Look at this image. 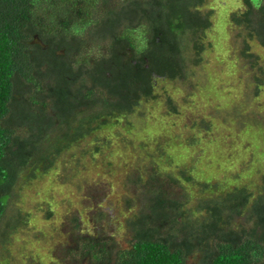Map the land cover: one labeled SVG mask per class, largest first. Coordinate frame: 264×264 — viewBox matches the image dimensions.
Masks as SVG:
<instances>
[{
    "label": "trees",
    "instance_id": "1",
    "mask_svg": "<svg viewBox=\"0 0 264 264\" xmlns=\"http://www.w3.org/2000/svg\"><path fill=\"white\" fill-rule=\"evenodd\" d=\"M215 2L221 6L224 1L0 0V264H12L14 254L7 253L5 245L14 233L4 231L21 223L3 225L21 174L30 168L31 178L40 176L42 167L48 173L61 152L83 138H93L94 158L111 139L101 132L122 120L129 122L130 114L151 102L158 80L188 79L191 65L199 64L212 45L207 37ZM233 5L227 24L239 29L236 38L249 60L246 64L262 72L248 93V99L258 100L264 93V65L252 47L255 43L264 48V0ZM166 101L168 112H178L170 95ZM261 125L264 118L254 115L245 124ZM111 135L124 136L122 131ZM191 139L181 144L197 145L195 134ZM167 143L172 145L159 139L132 140V149L138 150L136 170L140 160L148 161L137 176L130 171L128 189L135 181L145 182L126 198L124 211L132 213L125 221L129 246H113L105 231H82L77 215L68 217L66 233L74 243L59 256L53 249V260L264 264V176L253 187L195 181L192 169L175 173L161 164L171 158ZM193 186L203 189L191 206ZM49 209L47 219L53 214ZM103 217L109 219L106 213Z\"/></svg>",
    "mask_w": 264,
    "mask_h": 264
},
{
    "label": "rangeland",
    "instance_id": "2",
    "mask_svg": "<svg viewBox=\"0 0 264 264\" xmlns=\"http://www.w3.org/2000/svg\"><path fill=\"white\" fill-rule=\"evenodd\" d=\"M223 1L221 6H218L220 1L215 2L212 29L207 37L212 45L203 53L199 64L191 65L188 79L184 82L158 80L151 102L141 104L136 113L129 115V122L122 120L101 132V137L111 139L98 154L94 153V158L93 138H83L64 149L55 160L54 169L48 173L42 167L40 176L31 178L30 168L21 174L3 225L5 228L6 223L13 225L17 220L21 223L13 230L8 227L4 231L14 233L5 245L6 252L14 254L12 264L28 261L54 264L53 249L59 256L74 243L66 233H70L69 218L77 215L82 231H105L113 246L127 244L125 239L130 232L125 221L132 213L126 214L124 210L126 198L130 199L136 189H128L132 180L130 174H140L139 170L148 161L140 160V168L136 170L134 159L138 150L132 149V140L135 143L170 141L172 145L167 143V147L171 158L162 162L167 166L165 169L175 173L180 168L192 169L189 171L195 181L209 180L215 187L220 184L227 188L253 187L263 181L264 125L261 129L245 126L251 115L264 118L260 115L264 114V93L258 100L248 99L250 83L254 77L262 76V72L246 64L249 60L241 50V41L236 38L239 29L227 24L229 9L240 0ZM252 49L260 55L264 65V48L253 43ZM168 95L178 112H168ZM129 123L132 126L127 128ZM194 124L201 128L191 129ZM116 131H122L124 136H112ZM194 134L197 145L189 148L181 144L192 140ZM60 174L63 179L58 178ZM190 189L192 206L200 196L198 189L203 188ZM49 208L53 214L47 219ZM104 213L108 214L106 221ZM85 263L86 260H82L74 264Z\"/></svg>",
    "mask_w": 264,
    "mask_h": 264
},
{
    "label": "flooded vegetation",
    "instance_id": "3",
    "mask_svg": "<svg viewBox=\"0 0 264 264\" xmlns=\"http://www.w3.org/2000/svg\"><path fill=\"white\" fill-rule=\"evenodd\" d=\"M130 126H132V125H128V127H130ZM163 160H164V159H163ZM162 162H163V161H162ZM162 162H161V164H162ZM144 182H145V181H143V180H142V181H139V182H136V181H135V183L133 184V188H136L137 186L139 187V186L143 185ZM132 211H134V210H132ZM132 211H131V212H132ZM128 212H130V210H128L127 213H128ZM128 230H129V228H128ZM129 232H130V231H129ZM129 238H130V237H129ZM127 240H129V239H125V241H126L127 244H126L125 246H123V247H128V246H129V242H128ZM121 246H122V245H121Z\"/></svg>",
    "mask_w": 264,
    "mask_h": 264
}]
</instances>
